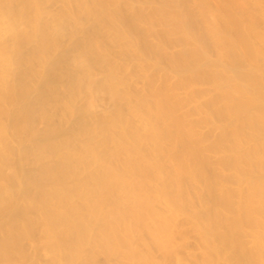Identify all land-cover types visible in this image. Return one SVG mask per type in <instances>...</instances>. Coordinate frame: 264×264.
Masks as SVG:
<instances>
[{
  "label": "bare ground",
  "instance_id": "bare-ground-1",
  "mask_svg": "<svg viewBox=\"0 0 264 264\" xmlns=\"http://www.w3.org/2000/svg\"><path fill=\"white\" fill-rule=\"evenodd\" d=\"M0 264H264V0H0Z\"/></svg>",
  "mask_w": 264,
  "mask_h": 264
}]
</instances>
